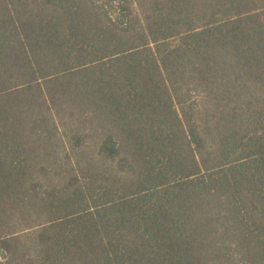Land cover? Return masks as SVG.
Segmentation results:
<instances>
[{"label": "trees", "instance_id": "trees-1", "mask_svg": "<svg viewBox=\"0 0 264 264\" xmlns=\"http://www.w3.org/2000/svg\"><path fill=\"white\" fill-rule=\"evenodd\" d=\"M0 264H264V0H0Z\"/></svg>", "mask_w": 264, "mask_h": 264}]
</instances>
